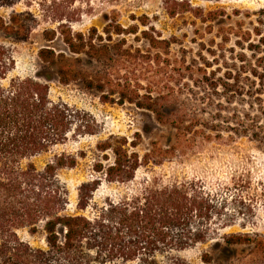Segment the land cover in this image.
Listing matches in <instances>:
<instances>
[{"label":"trees","instance_id":"16d2710c","mask_svg":"<svg viewBox=\"0 0 264 264\" xmlns=\"http://www.w3.org/2000/svg\"><path fill=\"white\" fill-rule=\"evenodd\" d=\"M18 1L0 0V10L13 8ZM162 6L171 18L189 14L193 25L201 22L209 33L220 25L217 35L225 71L218 75L221 66L209 74L204 70L195 83L197 89L190 94L171 85L172 77L167 75L171 60L152 52L159 44L169 47V41L151 37L148 50L128 44L125 37L114 41L115 35L137 34L134 28L124 29L116 17L104 27V35L96 28L88 35L75 32L70 22L53 17L60 23L57 33L66 49L58 51L51 45L40 48L44 77L14 78L7 86L2 81L14 60L0 44V264H157V253L182 251L211 238V225L220 213L196 181L147 187L139 195L107 201L101 207L93 202L97 181L82 183L77 210L91 208L93 216L67 215L68 192L56 173L61 168H74L77 158L56 155L43 170L32 162L22 165L23 160L65 142L74 130L70 108L50 98L47 80L52 78L64 85L81 82L99 93L104 103H129L150 112L155 123L165 129L161 144L152 143L153 149L142 157L131 151L137 145L126 137L111 135L100 141L97 149L105 160L112 156V162L105 165L97 161L93 170L108 182L128 181L140 165L161 164L200 140L222 139L226 134L230 139L247 137L264 144V8L244 15L254 16L252 27L246 29L243 20L233 21L241 16L239 10H206L191 0H163ZM36 21L29 11H12L8 21L0 16V32L27 41ZM143 36L148 38V33L144 31ZM208 50L214 59L207 67L219 65V55ZM152 65L166 76L155 79L142 75V70ZM141 78L147 81L145 85ZM135 136L141 138L139 132ZM196 221L205 223L204 228L194 231ZM19 229H28L31 235L42 231L45 248L22 240ZM223 238L219 260L231 262L237 247L245 245L263 253L264 242L252 234L232 233ZM214 257L213 252L202 254V260L209 264Z\"/></svg>","mask_w":264,"mask_h":264},{"label":"rangeland","instance_id":"374dc122","mask_svg":"<svg viewBox=\"0 0 264 264\" xmlns=\"http://www.w3.org/2000/svg\"><path fill=\"white\" fill-rule=\"evenodd\" d=\"M191 2L206 10L225 9L228 13L239 10L241 16L234 17L233 21L243 20L246 29L252 27L250 22L254 16L245 18L244 15H253L264 8V0ZM162 5L163 0H19L13 8L1 9L0 16L8 21L12 11H29L37 21L27 41L0 32V44L8 49L14 60L2 83L7 86L14 78L44 77V69L38 58L40 48L51 45L58 51L66 49L57 33L60 23L55 22L53 17L70 22L73 31L85 35L92 28L104 35V27L116 17L124 29L134 28L137 34L120 37L115 35L114 41L125 37L128 44L143 50L150 48L151 37L169 41V47L159 44L156 48L152 47V52H160L163 58L171 60V66L167 70V75L172 77L171 85L190 94L197 89L195 83L203 77L204 70L209 74L211 70L221 66L222 71L218 75L225 71L221 57V39L217 35L220 25L216 24L214 31L209 33L206 25L201 22L193 25L190 22L193 18L189 14L169 17ZM144 31L148 33V38L143 36ZM47 35L48 39L54 37V40L48 41ZM208 49L215 50L219 55V65L207 67L214 59ZM82 57L86 58L85 55ZM144 74L155 79L161 78V75L166 76L157 65H152L147 71L142 70V75ZM47 81L51 100L64 103L70 108V113L75 117V131L68 133L65 142L55 145L46 153L23 160L22 165L32 162L39 170H43L56 155L66 153L77 158L74 168H61L56 173L57 180L68 192L65 214L93 216L91 208L85 212L77 210L78 188L82 183L97 181L93 202L101 207L107 201L117 202L139 195L147 187L196 181L199 187L210 194L215 211L220 213L211 225V238L206 243L193 244L182 251L157 253L156 263L209 264L202 260V254L213 252L215 257L211 264H264V249L263 253H258L248 245L237 247L238 251L231 262L217 257L223 251L220 249L223 237L232 233H249L264 242L263 143L247 137L230 139L226 134L222 139L200 140L187 152H175L161 164L150 162L148 165H140L128 181L108 182L103 174L99 175L93 170V164L97 161H102L105 165L112 162V156L105 160L104 153L97 149L100 141L111 135L126 137L129 142L134 141L137 145L131 151L142 157L153 149L152 143L161 144L165 129L155 123L152 113L139 110L129 103H104L99 93L85 88L81 82L64 85L56 78ZM140 81L143 85L147 83L145 78ZM137 132L141 134V138L135 136ZM204 226L202 221H196L193 230H201ZM177 232L178 230L174 231ZM18 234L34 247L46 246L42 231L31 235L28 229H19Z\"/></svg>","mask_w":264,"mask_h":264}]
</instances>
